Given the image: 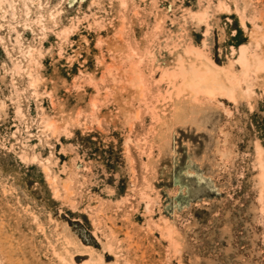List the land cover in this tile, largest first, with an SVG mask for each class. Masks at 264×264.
<instances>
[{
    "label": "rangeland",
    "instance_id": "1",
    "mask_svg": "<svg viewBox=\"0 0 264 264\" xmlns=\"http://www.w3.org/2000/svg\"><path fill=\"white\" fill-rule=\"evenodd\" d=\"M41 1L0 6V264H68L66 241L76 264H264V65L238 60L264 62V0ZM207 59L239 90L196 89L202 126L163 151L154 107Z\"/></svg>",
    "mask_w": 264,
    "mask_h": 264
},
{
    "label": "bare ground",
    "instance_id": "2",
    "mask_svg": "<svg viewBox=\"0 0 264 264\" xmlns=\"http://www.w3.org/2000/svg\"><path fill=\"white\" fill-rule=\"evenodd\" d=\"M5 1L8 0H0V6L2 7L3 3ZM11 1V0H10ZM34 2V0H32ZM120 4L121 5H127L128 0H120ZM31 3V2H30ZM38 5L37 6H42V1L38 0ZM44 5V4H43ZM11 6H13V4H11ZM28 7V6H27ZM29 8V7H28ZM27 8V9H28ZM206 11V10H205ZM58 11H56L57 13ZM56 13H51L52 18L56 17ZM59 13V12H58ZM196 13V12H194ZM15 14V12L13 13ZM16 15V14H15ZM197 15V14H196ZM204 16V14H203ZM39 17H42L39 16ZM43 18V17H42ZM40 23H42L43 20L38 19ZM208 23V22H207ZM42 27L43 29L46 28V25L42 23ZM3 24L0 23V29L2 28ZM15 28V27H13ZM18 33V38L19 39V31H17ZM0 40L1 42L4 44V47L7 51V53L10 55V51L8 48V45L4 42V37L1 36L0 34ZM112 41V40H111ZM110 44V43H109ZM114 45V44H113ZM118 48V47H117ZM160 48V47H159ZM249 46L244 45L241 48L240 51V57H239V62L243 65V70L241 71L243 74L248 75V70L250 67H253L254 71H259L263 68V60L257 55V54H252L249 53L248 50ZM34 48H28V55L31 59V61L34 59ZM117 52V49H116ZM192 52V51H191ZM36 53V51H35ZM42 53V52H41ZM148 56L150 57L149 59H152L154 64H156V62L158 61L157 55L156 53L152 52V51H148ZM188 53V51L186 52ZM257 53V52H256ZM194 54V53H193ZM191 54V55H193ZM197 54V53H196ZM201 55V54H200ZM194 56V55H193ZM131 57V56H130ZM198 58V57H197ZM196 58V59H197ZM195 59V60H196ZM203 59V58H202ZM203 63V61H202ZM205 63V67L204 69L209 71V79L205 80V81H201L198 73L200 70H204V69H198L196 67H191V68H187L186 66H182L181 71L183 72L184 75V83L182 85H180L178 87L177 90H173L172 92H169L168 95L166 96V99H162L163 97H165V95L160 99V101L158 100V103L156 104V106L154 107L156 109V114L154 118L157 119V123L155 124V128L156 129V133L154 134V140L157 143L159 142L162 146L163 151L166 150V146L170 145L171 141H172V133H173V129L177 124H184V123H191L196 125L198 128H200L202 126V121H199V119H194L192 118V114L193 112H196L198 110V107L193 99V92L198 89V88H203L207 94L209 95H213L214 93L217 92V89H226L227 93H231V92H235L237 90H239L238 88L240 87V82L239 81H234L231 82V86H227L225 85V83L222 82V79H220L219 77V73L221 72L218 66L214 65L213 63H211V61L209 59L206 60ZM232 65H233V61H231ZM230 63V64H231ZM115 64V63H114ZM116 65V64H115ZM232 65H230L232 67ZM111 67V65H109ZM133 66V65H132ZM134 67V66H133ZM26 68V67H25ZM24 68V69H25ZM15 71L20 72L23 69V66L20 65L19 63H17V65H15L14 67ZM23 69V70H24ZM30 69V68H29ZM117 69V68H116ZM134 69V68H133ZM138 69V68H137ZM119 70V69H117ZM264 70V69H263ZM111 71V70H110ZM109 71V72H110ZM225 71V70H224ZM28 73V76L30 78V83L33 86H37L39 83L42 82L43 74L40 72H33L32 70H28L26 71ZM227 72V71H226ZM230 74V73H229ZM233 74V73H232ZM175 75V74H174ZM234 75V74H233ZM172 76V75H171ZM167 76L169 77V83L170 86L171 84L174 86L173 81H174V76ZM227 76V75H225ZM234 78V77H233ZM236 78V76H235ZM167 79V80H168ZM231 79V78H229ZM228 80V79H227ZM230 81V80H229ZM143 83V82H142ZM141 84V82L139 83ZM143 86V84H141ZM176 85V84H175ZM229 85V84H228ZM227 86V87H226ZM34 87V88H35ZM138 87V86H137ZM177 88V87H176ZM175 88V89H176ZM170 91V90H169ZM167 93V92H166ZM243 93V92H242ZM240 94V93H239ZM161 95V93H160ZM159 95V96H160ZM242 96V95H241ZM37 97V96H36ZM160 98V97H159ZM154 101V100H153ZM156 101V100H155ZM94 103V101H93ZM94 105V104H93ZM153 105V104H152ZM6 107V103L4 102L3 105H0V110H4V108ZM94 107V106H93ZM153 107H150L151 109H153ZM153 111V110H152ZM44 115V114H42ZM47 115V114H46ZM43 117V116H42ZM43 123H44V128L46 130L52 129L53 133H54V128H58L57 123H55L56 121H53V118L50 119L49 117H43ZM58 122V120H57ZM68 123V122H67ZM66 124V122L64 123ZM42 125V124H41ZM61 125V124H60ZM189 125V124H188ZM179 126V125H178ZM182 126V125H181ZM186 126V125H185ZM176 128V127H175ZM67 129V128H66ZM58 130V129H57ZM43 131V129H42ZM47 132V131H46ZM56 132V131H55ZM175 132V130H174ZM47 134V133H46ZM176 134V133H175ZM146 141V139L144 140ZM148 142V141H147ZM150 142V141H149ZM158 143V144H159ZM159 146V145H158ZM227 155V154H226ZM262 159V157H261ZM263 160V159H262ZM261 160V161H262ZM48 171V170H47ZM55 177V176H54ZM56 178V177H55ZM262 180L264 181V173L262 174ZM1 184V183H0ZM55 184V182H54ZM12 189V188H11ZM10 191V190H9ZM11 193V192H10ZM18 196V195H17ZM28 206V205H27ZM26 210V209H24ZM34 210V209H33ZM29 211V210H28ZM28 213V212H27ZM39 216V215H38ZM35 219V218H34ZM38 228V227H37ZM41 230V229H40ZM171 231V230H170ZM173 233V232H172ZM176 235V233L174 234V236ZM173 236V235H172ZM171 236V237H172ZM59 242V241H58ZM85 246L83 243H79V247L75 248L73 246L72 243H68V241H66V245L63 248V250H59V249H55V253L59 255L60 259L62 258L65 262H67L68 264H76V262L74 261L73 258V254L77 251L80 250H85ZM90 247V246H89ZM87 248V250H92V248ZM51 249V248H50ZM57 255V256H58ZM75 255V254H74ZM98 257V256H97ZM62 260V261H63ZM86 264H90L89 262ZM95 264H105L101 259H97V262Z\"/></svg>",
    "mask_w": 264,
    "mask_h": 264
}]
</instances>
